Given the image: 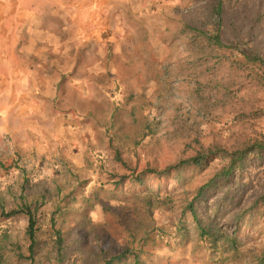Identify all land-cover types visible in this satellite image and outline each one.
I'll return each instance as SVG.
<instances>
[{"label":"rangeland","instance_id":"374dc122","mask_svg":"<svg viewBox=\"0 0 264 264\" xmlns=\"http://www.w3.org/2000/svg\"><path fill=\"white\" fill-rule=\"evenodd\" d=\"M259 1L242 0L244 17ZM207 2L0 0V264H102L96 254L120 253L130 238L152 264H251L249 249L264 242V153L199 206L212 231L237 237L246 252L234 259L225 260L227 236L216 251L203 247L191 216L190 235L173 236L181 197L222 158L188 170L184 185L160 174L201 143L229 145L239 127L205 116L182 71L181 24L205 15ZM254 129L264 133V117ZM22 200L41 225L33 259L27 216L1 214ZM52 214L65 232L60 260Z\"/></svg>","mask_w":264,"mask_h":264},{"label":"trees","instance_id":"16d2710c","mask_svg":"<svg viewBox=\"0 0 264 264\" xmlns=\"http://www.w3.org/2000/svg\"><path fill=\"white\" fill-rule=\"evenodd\" d=\"M263 2L260 0L257 4H245L248 10L244 17L241 12L242 0H208L205 10L208 15L210 12L213 13L210 18L208 19L204 12L205 15L190 20L184 19L180 28V37L187 52L181 64L182 71L185 72L189 82L193 104L211 120L229 115L232 124L239 122V127L234 131L232 135L234 138L229 145L219 141H212L208 145L201 143L196 148V152L180 158L160 173L162 176L174 174L173 181L184 185L188 180L186 178L188 170L210 168L212 158L216 156L222 158V163L213 169L204 182L196 186L194 190L185 191L181 197L177 205L180 215L173 234L182 239L187 238L190 234L187 233L189 228L185 223L191 216L197 231V240L204 243L203 247L214 251L218 249V242L222 241L221 239L225 236L230 238L228 235L230 233L212 231L213 228L208 226L209 224L202 218L199 206L207 203L210 191L218 187L221 181H227L241 173L250 156L261 157L264 153V136L259 135L264 133H258L254 129L258 120L264 117ZM117 159L126 168L132 169L128 161L119 153ZM146 173L153 172L147 169L133 179L143 182L142 177ZM171 190L176 191L177 187ZM22 199L24 200L25 197L22 196ZM23 200L8 209L1 204V214L7 218L27 216L28 257L33 259L41 247L38 234L41 225L37 216V207L34 208L32 202ZM262 200L264 201V195ZM174 208L171 206L169 209ZM59 209L57 208L54 212H58ZM258 213L264 215V210ZM57 220L52 214L51 226L54 229L53 246L55 247L52 251L56 253L54 257L60 260L66 245L65 232ZM135 240L136 238L127 240L125 248L117 254H108L106 250H102L100 255H95V260L100 258L102 264H126L132 259V264H152L153 259L147 261L148 258H145L144 244L138 245V249ZM205 241L209 244L207 245ZM229 241L224 246L228 251L225 260L228 257L234 259L246 252L238 245L235 235ZM249 252L251 259L248 263L264 264V242L258 247L250 248ZM18 255L24 258L25 253L19 251Z\"/></svg>","mask_w":264,"mask_h":264}]
</instances>
